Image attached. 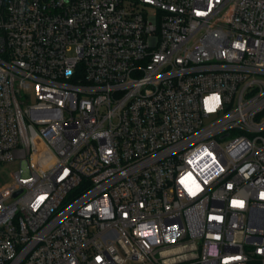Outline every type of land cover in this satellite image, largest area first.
I'll use <instances>...</instances> for the list:
<instances>
[{
  "label": "built area",
  "instance_id": "obj_1",
  "mask_svg": "<svg viewBox=\"0 0 264 264\" xmlns=\"http://www.w3.org/2000/svg\"><path fill=\"white\" fill-rule=\"evenodd\" d=\"M0 264H264V0H0Z\"/></svg>",
  "mask_w": 264,
  "mask_h": 264
},
{
  "label": "rangeland",
  "instance_id": "obj_2",
  "mask_svg": "<svg viewBox=\"0 0 264 264\" xmlns=\"http://www.w3.org/2000/svg\"><path fill=\"white\" fill-rule=\"evenodd\" d=\"M13 167L7 163H2L0 165V186L8 182L11 177Z\"/></svg>",
  "mask_w": 264,
  "mask_h": 264
}]
</instances>
